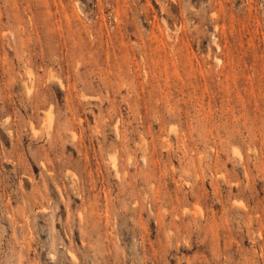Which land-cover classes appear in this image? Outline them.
Wrapping results in <instances>:
<instances>
[{
    "label": "rangeland",
    "instance_id": "obj_1",
    "mask_svg": "<svg viewBox=\"0 0 264 264\" xmlns=\"http://www.w3.org/2000/svg\"><path fill=\"white\" fill-rule=\"evenodd\" d=\"M0 264H264V0H0Z\"/></svg>",
    "mask_w": 264,
    "mask_h": 264
}]
</instances>
